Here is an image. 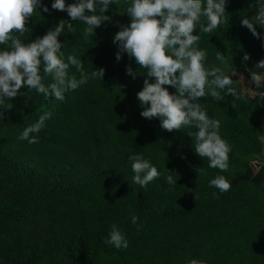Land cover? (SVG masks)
<instances>
[{"label":"trees","instance_id":"obj_1","mask_svg":"<svg viewBox=\"0 0 264 264\" xmlns=\"http://www.w3.org/2000/svg\"><path fill=\"white\" fill-rule=\"evenodd\" d=\"M51 2L42 0L26 21L28 30L14 35L28 43L67 20L75 31L58 37L65 62L74 55L85 73L105 72L102 79L65 93L63 101L22 87L21 95L0 105L5 113L0 120V262L264 264V84L252 95L235 75L237 57H264V43L241 25L242 18L255 14L256 0H228L223 23L213 32L194 30L200 37L197 47L207 53L205 68H222L238 93L237 98L225 90L220 102L207 94L200 98L208 115L220 121L219 134L231 147L227 171L208 167L207 158L195 154L194 137L188 136L195 128L169 132L160 128L158 118L140 115L136 93L146 70L126 53L117 61L119 49L113 43L119 25L130 22L125 10L131 0H116L109 10L118 14L88 38L84 24L52 9ZM43 5L49 12H43ZM218 52L223 63L216 60ZM42 67L47 86L52 78L44 76ZM128 67L135 79L126 73ZM68 72L79 79L74 66ZM45 112L51 113L45 126L30 134L37 143L19 140L23 129ZM133 152L162 173L144 188L132 182L128 156ZM167 170L177 185L166 183ZM216 176L231 184L227 192L209 186ZM131 215L138 217L137 224ZM113 224L128 239L127 248L103 243Z\"/></svg>","mask_w":264,"mask_h":264},{"label":"clouds","instance_id":"obj_2","mask_svg":"<svg viewBox=\"0 0 264 264\" xmlns=\"http://www.w3.org/2000/svg\"><path fill=\"white\" fill-rule=\"evenodd\" d=\"M227 3L228 0H131L125 10L130 22L119 25V31L113 37V43L119 49L117 61L122 53H126L130 59L134 58L139 69L146 70L143 87L136 93L143 109L140 115L149 120L158 118L160 128L169 132L182 127L195 128L194 133H188L189 137H194L195 154L200 158L206 157L208 167L221 171L228 170L231 147L219 134L220 121L208 115L200 98L207 94L220 102L224 99L221 93L225 90V94L237 98L238 93L233 87V79L222 68H205L207 53L197 47L200 37L194 34V30L199 26L204 33L213 32L223 23ZM115 4L116 0H73L70 4H66V0H52L51 8L66 11L71 21L84 24L83 34L88 38L95 35L97 27L110 20L105 12ZM256 5L255 14L251 18H242L241 25L264 43V32H257L256 28L264 29V0H256ZM41 6L42 0H0V45L7 44V49H0V105L21 95L19 90L22 87L34 89L46 99L52 97L63 101L65 93L87 84L90 79H102L104 76L103 68L85 73L82 60L74 55H68L65 62V54L61 51L64 42L58 37L65 30L69 33L75 31L73 23L67 20L59 21L43 36L28 43H22L14 35L28 30L26 21ZM43 12H49L47 5H43ZM243 59H249L247 54ZM216 60L223 63V55L218 52ZM70 65L79 72V79L69 75ZM41 66L44 76L52 78V83L47 86L42 83ZM126 73L136 78L131 67L126 69ZM249 77L252 87L260 90L264 81V60L249 70ZM165 86H171L175 91L170 92ZM4 116L5 113L0 111V120H4ZM50 116L48 112L40 115L36 123L23 129L18 139L29 144L37 143V136L30 134L38 133ZM260 140L264 142V136ZM128 160L134 173L132 182L141 188L162 175L140 153L133 152ZM167 172L166 183L177 185L174 174ZM209 186L223 194L231 184L224 176H216L209 181ZM212 195L216 197L217 193ZM137 220V216L131 215L133 224H137ZM103 243L117 250L129 246L128 239L116 224L111 226ZM188 264L204 262L191 259Z\"/></svg>","mask_w":264,"mask_h":264},{"label":"rangeland","instance_id":"obj_3","mask_svg":"<svg viewBox=\"0 0 264 264\" xmlns=\"http://www.w3.org/2000/svg\"><path fill=\"white\" fill-rule=\"evenodd\" d=\"M118 11L116 9L108 10L105 12V15H108L109 17L117 15ZM245 54H242L241 57H237L236 59V68L237 71L235 73L236 77L238 80L245 86V88L248 89V91L252 94L255 95L258 93V91H255V88L252 87V85L249 83V70H252L255 68V65L258 61L264 60V57H261L260 59L257 58L254 55L248 54L247 56L249 59L245 61L243 57ZM261 84H264V81L261 82ZM264 92V90H262ZM261 98H264V93H261Z\"/></svg>","mask_w":264,"mask_h":264}]
</instances>
